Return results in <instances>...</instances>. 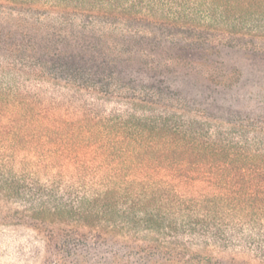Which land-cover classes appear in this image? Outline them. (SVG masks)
<instances>
[{
	"label": "trees",
	"instance_id": "1",
	"mask_svg": "<svg viewBox=\"0 0 264 264\" xmlns=\"http://www.w3.org/2000/svg\"><path fill=\"white\" fill-rule=\"evenodd\" d=\"M235 48L264 53V0H0V100L19 99L1 100L0 112L43 120L58 137L71 130L96 150H120L124 163L170 177L207 159L210 185L196 199L149 175L123 179L124 164L101 179L80 169L64 180L0 158V202L13 214L0 213V228L45 224L39 240L56 253L43 264H61L59 237H86L79 226L94 240L162 234L173 239L179 264H214L183 239L264 264V166L252 164L261 155L241 150L234 128L224 137L184 120L182 112L196 111L172 85L178 70Z\"/></svg>",
	"mask_w": 264,
	"mask_h": 264
},
{
	"label": "rangeland",
	"instance_id": "2",
	"mask_svg": "<svg viewBox=\"0 0 264 264\" xmlns=\"http://www.w3.org/2000/svg\"><path fill=\"white\" fill-rule=\"evenodd\" d=\"M214 62L217 68L210 65ZM210 76H224L226 83L215 85L207 80ZM172 85L178 90L179 98L196 111L194 115L181 111L184 120L194 118L202 122L205 130L220 132L224 137H229L233 128L238 130L241 150L261 155L252 164L257 168L264 166L260 161L264 156V53L256 55L243 48L220 49L209 56L207 63L201 61L192 64L190 69L178 70ZM1 100L12 105L19 102L14 97ZM43 100L48 103V99ZM11 113L12 110L0 112V158H7L15 168L40 169L47 177L59 174L64 180H70L81 173L80 169H86L82 170V176L97 180L124 164L123 179L143 180L149 175L164 180L182 196L196 199L207 198L210 193L207 159L192 170H175L170 177L172 174L168 169L163 170L165 172L150 170V167L139 165V161L130 166L124 163L127 158L120 150H96L95 144L87 145L80 141L83 138H73L71 130L58 137L43 120ZM243 164L246 166L247 162ZM0 213L13 217L11 208L3 202H0ZM30 226L28 231L0 228V264H43L44 257L56 253V248H46L39 240L46 225L33 222ZM77 230L86 237L68 238L66 234L59 237L57 256L61 264H179L174 257L173 239L162 234L124 231L103 235L104 240H94L83 226ZM183 241L191 253L210 256L214 264H242L240 257L220 247H205L199 240ZM163 243L169 246L168 249ZM155 244L160 248L147 249Z\"/></svg>",
	"mask_w": 264,
	"mask_h": 264
}]
</instances>
